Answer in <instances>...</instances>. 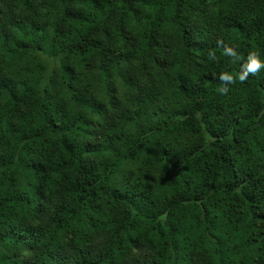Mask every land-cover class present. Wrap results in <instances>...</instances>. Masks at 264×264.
Segmentation results:
<instances>
[{"label": "trees", "instance_id": "16d2710c", "mask_svg": "<svg viewBox=\"0 0 264 264\" xmlns=\"http://www.w3.org/2000/svg\"><path fill=\"white\" fill-rule=\"evenodd\" d=\"M252 51L264 0H0V264H264Z\"/></svg>", "mask_w": 264, "mask_h": 264}, {"label": "clouds", "instance_id": "9594fccd", "mask_svg": "<svg viewBox=\"0 0 264 264\" xmlns=\"http://www.w3.org/2000/svg\"><path fill=\"white\" fill-rule=\"evenodd\" d=\"M224 55L226 57L231 58L233 63L239 62L243 59V57L231 46H226L224 48ZM261 70H264V59L261 58V55L255 51L249 52L246 58V61L241 64V68L239 73L232 72H222L219 75V80L222 82L221 91L227 92L228 85L233 84L237 79L240 82L245 81L249 78L250 74L255 75L259 73Z\"/></svg>", "mask_w": 264, "mask_h": 264}]
</instances>
